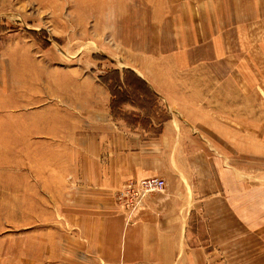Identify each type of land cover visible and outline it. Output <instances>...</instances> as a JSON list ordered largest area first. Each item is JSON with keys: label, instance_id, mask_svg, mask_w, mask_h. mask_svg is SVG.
<instances>
[{"label": "rangeland", "instance_id": "1", "mask_svg": "<svg viewBox=\"0 0 264 264\" xmlns=\"http://www.w3.org/2000/svg\"><path fill=\"white\" fill-rule=\"evenodd\" d=\"M248 1L0 0V264H89L71 128L177 121L185 179L207 161L230 212L250 198L264 220V21Z\"/></svg>", "mask_w": 264, "mask_h": 264}, {"label": "crops", "instance_id": "2", "mask_svg": "<svg viewBox=\"0 0 264 264\" xmlns=\"http://www.w3.org/2000/svg\"><path fill=\"white\" fill-rule=\"evenodd\" d=\"M247 3L253 5V20L264 21V0ZM69 132L74 135L65 144L66 165L70 157L69 164L78 166L73 175L75 204L70 208L85 214L74 222L82 260L87 258L89 264H245L250 260L253 264L252 257L254 263L264 264V226L259 224L264 220L254 221L250 198L244 209L240 198L233 199L238 206L230 212V205L221 200L226 196L219 195L223 186L207 161H202L204 170L197 171L195 182L185 179L184 133L177 121L162 123L155 134L132 124ZM156 176L165 179L164 192L145 197L141 212L127 225L114 192L129 180ZM225 189L229 190L227 185ZM222 205L228 210L223 211Z\"/></svg>", "mask_w": 264, "mask_h": 264}, {"label": "built area", "instance_id": "3", "mask_svg": "<svg viewBox=\"0 0 264 264\" xmlns=\"http://www.w3.org/2000/svg\"><path fill=\"white\" fill-rule=\"evenodd\" d=\"M164 190V182L159 178L142 179L126 183L117 193L120 207H123L127 217L126 224L132 222V216L142 209L143 199Z\"/></svg>", "mask_w": 264, "mask_h": 264}]
</instances>
